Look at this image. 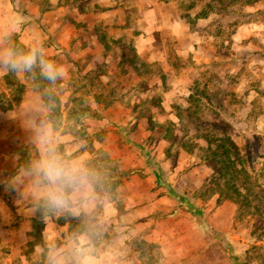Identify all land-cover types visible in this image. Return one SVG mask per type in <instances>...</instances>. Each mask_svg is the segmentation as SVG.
I'll return each instance as SVG.
<instances>
[{"label":"rangeland","instance_id":"rangeland-1","mask_svg":"<svg viewBox=\"0 0 264 264\" xmlns=\"http://www.w3.org/2000/svg\"><path fill=\"white\" fill-rule=\"evenodd\" d=\"M212 2L174 0L168 6V15L160 23L164 32L156 38L170 48V68L163 84L152 86V75L163 70H137L117 49L108 52V62L98 71L89 69L91 57L70 41L66 21L60 25L51 16L36 20L24 10L29 3L46 8L49 0H11L9 12L0 7V28L10 19L20 25L14 37L17 46L27 49L39 44L49 59L68 69L66 91L54 111L47 114L62 145L70 144L65 141L67 132L86 135L99 111H108L104 115L108 124L116 122L115 127L101 128L103 146L98 150L86 135L87 150L93 155L91 161L111 170L112 197L119 212L117 223L112 216V226L123 230L125 260L130 264H264V237L259 240L252 235L258 215H238L236 202L223 200L221 189L212 183L214 174L205 159L208 145L204 140L205 135L223 136L222 130L227 128L239 147L253 193L264 189V12H250L252 5L228 4L224 9L227 15H199ZM132 17L131 34L127 35L125 28L118 29L116 36L129 47L138 27L155 23L143 20L139 25L136 13ZM250 21L258 27L253 26L250 34L245 30V38L234 40L240 25ZM178 33L190 38L192 48L180 47ZM248 43L252 44L250 50ZM214 48L216 52L211 51ZM129 57L133 59L132 54ZM36 84L23 75L0 73V203L8 210V218H0V264H34L33 246L40 241L33 236L38 213L26 214L20 194L5 183L29 147L30 133L14 110L29 103L38 108L44 102L39 97L30 100ZM116 102L140 111L156 127L165 129L163 134L158 129L154 132L149 143L155 147L126 143L128 126L119 123L135 117L114 112ZM186 109L197 112L200 126L213 123L217 130L186 123ZM169 130L174 141H166L164 146L160 139L165 136L168 140ZM109 142L122 144L120 156H113L114 151L106 147ZM184 144L192 145L193 150L188 151ZM146 171L152 172L154 180L144 181L143 187L161 189L165 210L133 219L136 212L127 207L143 198L133 196L130 189L140 186L136 177L143 179ZM240 177L244 179L246 174ZM238 184L242 186V180ZM120 187L121 194L115 195ZM54 220L69 225L63 229L65 234L78 223L73 218ZM50 223L43 219L41 239L44 233H53Z\"/></svg>","mask_w":264,"mask_h":264},{"label":"clouds","instance_id":"clouds-1","mask_svg":"<svg viewBox=\"0 0 264 264\" xmlns=\"http://www.w3.org/2000/svg\"><path fill=\"white\" fill-rule=\"evenodd\" d=\"M19 27L10 19L0 28V73L37 81L30 100L39 97L44 102L38 108L29 103L14 110L30 133L29 147L5 183L20 194L26 214L38 213L45 221H78L66 234L44 233L33 246L34 264H130L125 260L123 230L112 226L111 170L83 158L84 145L78 139L67 145L74 151L66 150L47 115L66 91L68 69L49 59L39 44L27 49L17 46L14 37ZM0 218H8L3 203Z\"/></svg>","mask_w":264,"mask_h":264},{"label":"crops","instance_id":"crops-1","mask_svg":"<svg viewBox=\"0 0 264 264\" xmlns=\"http://www.w3.org/2000/svg\"><path fill=\"white\" fill-rule=\"evenodd\" d=\"M173 1L174 0H49L50 6L48 8H42V6L36 3H29L24 10L36 20H41L45 16H51L55 18V22L60 23V25L62 24L61 21H66V27L70 32V41H73L74 45L82 49L83 53H85L84 55L91 57L88 64L89 69L97 70V68L104 66V62H108V52L113 49H117L124 60L132 63L137 70H140L141 67L148 69V71L149 69L161 68L163 72L159 74L154 73L152 75V78L155 79L154 81H152V79L149 81L150 86H152V83L163 84L166 70L170 68V48L166 45L164 40L156 38V34L160 35L161 32H164V26L160 23L167 17L166 15L168 14L166 13H168V6H170ZM22 2L24 3L25 1ZM251 5L252 6L248 5L250 6L248 8L250 12H264L263 0H255ZM1 6L3 9L6 8V11L9 12L12 6L11 0H0V7ZM178 12L179 11L176 10L175 14L179 15ZM57 13L58 16L56 17L55 14ZM134 13H136V21L139 25H143L141 24L143 20L153 21V23L155 22L156 24L154 23L149 27H138V30L135 32L136 36L133 45L129 47L116 36L119 35V30L122 31L125 28H127L125 30L127 35L131 34L129 30H132L130 27L132 23H135V21L132 20V15ZM253 22L250 21L240 25L233 39L239 41L241 38H245V30H248V34H250L249 32L253 30V26L258 27V23L255 24ZM178 36V43L182 45L180 47L189 46V48H192L193 43L190 41V38L186 37L185 34L180 35L178 33ZM110 38H112V40ZM251 45L252 44L248 43L247 48H249V50V46ZM211 51L216 52V49H211ZM129 54L133 55V59H130ZM180 54L181 52H179V55ZM96 73L98 74V72ZM138 93H141V91H138ZM114 110V112H117L121 116H126L127 118L129 116L135 117L132 121L124 119L119 123L120 125L123 124L128 126L126 128V135L124 136L126 143L136 146L146 145L151 148L155 147V144H151L149 141L153 140V134L157 129L159 132L162 131L163 134L164 128L156 127L154 123H152L149 118H145V115L140 111L137 113L134 109L127 108L125 105L119 104V102H116ZM101 112L102 114L99 111V116L94 119L95 123L92 124V127H88V133L86 134L90 136L89 140H91L96 150L103 146L100 138L101 128L103 126L115 127V121H112L113 124L111 122L108 124L107 120L104 118V115L107 114L108 111ZM117 113H115V116L118 115ZM121 129L123 130V128ZM86 135H74L71 132H67L65 141L71 143L73 140H80L84 145L82 156L90 160L93 155L87 150L88 141ZM164 137L165 136L160 139V144L162 143L165 146V142H168V140H165ZM67 145L69 144H66V147ZM121 145L122 144L109 142V145L106 147L114 151L113 156H120L119 147ZM67 150L70 153L74 151V149L70 148H67ZM146 164L148 166L149 162L146 161ZM151 167L152 165L148 167V170L151 171ZM153 177L152 172L146 171L143 179L136 177V185L140 184V186L130 189L133 196L136 195L143 198H139L140 201L130 206L128 205L127 207L131 208L132 206V208H134L131 210L133 213L136 212L133 219L142 218L145 215L147 216L148 213L153 214L157 211L165 210L163 207V204H165V200L163 199L164 196L160 197L159 193L161 189L155 190L152 187H143L144 181L151 182L154 180ZM121 192L122 187L116 189L114 194H121ZM112 203V216H115L114 222L117 223L116 216L119 213L117 203L115 200ZM50 224V228L53 229V234L62 233L64 228H69L68 224H60L55 220L51 221Z\"/></svg>","mask_w":264,"mask_h":264},{"label":"trees","instance_id":"trees-1","mask_svg":"<svg viewBox=\"0 0 264 264\" xmlns=\"http://www.w3.org/2000/svg\"><path fill=\"white\" fill-rule=\"evenodd\" d=\"M255 0H213L212 3L206 5L204 12L199 15L207 16L208 14L215 13L217 15H227L229 12H225L226 5H251ZM50 5L48 3V8ZM45 10V9H43ZM42 10V12H43ZM231 11L230 13H234ZM217 47V46H216ZM219 51V49H218ZM1 107V105H0ZM8 109V108H3ZM185 121L189 124H196L197 127H204L208 129L217 130V125L203 124L199 125L198 114L196 111L186 109ZM184 114H178L183 116ZM228 129L222 130L223 136L205 135L204 140L207 142L208 155L205 157L207 163L213 170L212 183L221 189L224 199H233L237 204L238 215H245L255 213L258 215L257 220L252 231V235L261 240L264 237V189H260L258 193H253V187L251 186L250 179L247 178L246 169L243 166L242 158L238 145L228 135ZM168 141L171 143L174 141L173 132L169 130L166 135ZM188 151L193 150V146L183 145ZM246 174V178L241 179L242 174ZM242 180V186L238 184V181ZM206 184L204 187L206 188ZM245 191H243V190ZM253 201L255 204L253 205ZM43 218L40 214L37 215L33 225V236L36 240H41V230ZM244 264H249L248 262Z\"/></svg>","mask_w":264,"mask_h":264}]
</instances>
